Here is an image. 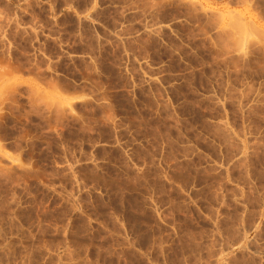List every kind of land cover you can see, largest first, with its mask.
Returning <instances> with one entry per match:
<instances>
[{
	"label": "rangeland",
	"instance_id": "rangeland-1",
	"mask_svg": "<svg viewBox=\"0 0 264 264\" xmlns=\"http://www.w3.org/2000/svg\"><path fill=\"white\" fill-rule=\"evenodd\" d=\"M0 264H264V0H0Z\"/></svg>",
	"mask_w": 264,
	"mask_h": 264
},
{
	"label": "crops",
	"instance_id": "crops-1",
	"mask_svg": "<svg viewBox=\"0 0 264 264\" xmlns=\"http://www.w3.org/2000/svg\"><path fill=\"white\" fill-rule=\"evenodd\" d=\"M73 2H71V6L70 5H67V6H63L62 8H61V11H63V12H65V11H68V12H72L71 11V7H73V4H72ZM73 14V13H72ZM74 16V15H73ZM73 97V96H72Z\"/></svg>",
	"mask_w": 264,
	"mask_h": 264
}]
</instances>
